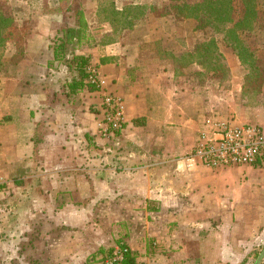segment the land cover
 Returning a JSON list of instances; mask_svg holds the SVG:
<instances>
[{
  "label": "crops",
  "instance_id": "crops-1",
  "mask_svg": "<svg viewBox=\"0 0 264 264\" xmlns=\"http://www.w3.org/2000/svg\"><path fill=\"white\" fill-rule=\"evenodd\" d=\"M1 1L13 21L0 46L1 262L102 264L121 242L141 264H249L264 241V164L209 168L191 152L208 117L264 129V95L236 111L249 69L222 47L231 96L219 116L165 59L191 51L178 4L197 0ZM75 8L84 32L67 38ZM252 39L264 46V33ZM93 68L101 90L86 84ZM103 92L124 101L123 128L107 137Z\"/></svg>",
  "mask_w": 264,
  "mask_h": 264
},
{
  "label": "rangeland",
  "instance_id": "rangeland-1",
  "mask_svg": "<svg viewBox=\"0 0 264 264\" xmlns=\"http://www.w3.org/2000/svg\"><path fill=\"white\" fill-rule=\"evenodd\" d=\"M106 3L110 0H105ZM202 0L194 2H181L178 4V17L181 19H188L186 28L188 34L190 32L194 36L193 46L191 51H188L180 58L165 57L171 59L174 65L178 67L177 76L181 77L182 82H193L202 87L205 95L215 103L214 113L221 116V106L225 105L227 97L231 94L228 92L227 81L230 78L229 63L225 59L222 47L232 48V40L224 38L225 29L232 27L235 21H238L243 13L240 0H232L233 9L230 12V22H222L215 19L217 16H210L204 13V10H195L192 6ZM3 2H0V9L5 12ZM264 0H256L257 15L253 20L246 22L244 28L240 29L236 34L239 35L240 44L245 48L247 53L246 60L242 63L246 69H251L247 73L246 84L241 92L242 102L236 106V111L240 114H248L254 112V107L259 99L264 95V88L262 84L263 74L261 72V62L257 58L256 51L264 50V46H259V42L252 39L253 34L264 33ZM107 10H105L106 12ZM185 32H183L184 34ZM206 38V39H205ZM236 45L238 42H234ZM222 44V46H221ZM239 46V44H238ZM255 60L253 59V57ZM252 57V58H251ZM252 62V63H251ZM251 64V65H248ZM249 67V68H248ZM184 69H187L186 71ZM180 80V79H179ZM262 127V126H261ZM4 211H0V222L9 219V205ZM4 209V208H3ZM6 216V217H5ZM8 224V222H7ZM264 246L263 243L252 253V264L258 253ZM0 264H3L0 260Z\"/></svg>",
  "mask_w": 264,
  "mask_h": 264
},
{
  "label": "built area",
  "instance_id": "built-area-1",
  "mask_svg": "<svg viewBox=\"0 0 264 264\" xmlns=\"http://www.w3.org/2000/svg\"><path fill=\"white\" fill-rule=\"evenodd\" d=\"M86 82L94 90H101L102 81L96 69L87 71ZM102 126L100 135L107 137L122 130L124 124V101L111 92L102 94ZM191 155L209 168L264 164V129L255 123L234 125L215 117L204 120ZM122 253L116 248L106 263L119 261Z\"/></svg>",
  "mask_w": 264,
  "mask_h": 264
},
{
  "label": "trees",
  "instance_id": "trees-1",
  "mask_svg": "<svg viewBox=\"0 0 264 264\" xmlns=\"http://www.w3.org/2000/svg\"><path fill=\"white\" fill-rule=\"evenodd\" d=\"M76 2V1H75ZM240 4L242 5V15L238 21H235L233 23L232 27H229L225 29V34L224 38L226 39H231L233 42L232 44V49L237 53L239 56L241 62H244V59L246 60L247 53L244 52L246 51L243 46L240 44V37L238 34H236L240 29L244 28L245 23L253 20L254 17L257 15V8H256V0H240ZM195 10L197 9H202L203 15L206 13L207 15L210 16H217L215 19H219L222 22H230V12L233 9L232 6V0H202L201 2H198L192 6ZM264 7V6H263ZM76 18L79 20L80 28L79 29H74L70 27H64L61 31L63 32L65 37H69L71 34H76V35H81L84 32V26L81 12L78 10V8L73 9ZM12 18L9 17L8 15H5L1 9H0V46L1 42L3 41V36L7 30H9V26L12 24ZM63 39L61 38V41L58 42L57 40L54 41L52 44V48L55 52V55L59 53H63L68 46H66V43L68 42V39L65 41H62ZM234 42H238L237 45ZM239 44V46H238ZM253 57V56H252ZM251 57V58H252ZM255 60V58L253 57ZM68 63L70 66L74 64V66L79 69V72L84 76L83 74V67L86 63V59L84 56L80 55H74L70 59H67ZM252 63V62H251ZM251 65V64H248ZM249 68V67H248ZM249 70H251L249 68ZM77 83V82H76ZM86 84H88L86 82ZM89 85V84H88ZM118 247L122 253V259L119 261H114L110 263H106L105 261L102 264H141L137 261L138 253L134 250H131L127 245L124 243L119 242ZM111 256V250L108 249L106 259ZM264 264V263H263Z\"/></svg>",
  "mask_w": 264,
  "mask_h": 264
},
{
  "label": "water",
  "instance_id": "water-1",
  "mask_svg": "<svg viewBox=\"0 0 264 264\" xmlns=\"http://www.w3.org/2000/svg\"><path fill=\"white\" fill-rule=\"evenodd\" d=\"M263 258H264V246L261 249V251L258 253L257 257L255 258L252 264H260Z\"/></svg>",
  "mask_w": 264,
  "mask_h": 264
}]
</instances>
